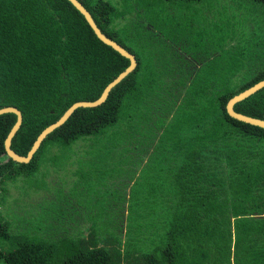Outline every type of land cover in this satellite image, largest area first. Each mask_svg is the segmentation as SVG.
<instances>
[{
    "label": "trees",
    "instance_id": "trees-1",
    "mask_svg": "<svg viewBox=\"0 0 264 264\" xmlns=\"http://www.w3.org/2000/svg\"><path fill=\"white\" fill-rule=\"evenodd\" d=\"M78 1L139 65L105 104L74 112L28 164L5 150L17 116H0V189L39 173L46 182L61 167L76 166L87 185L76 217L64 219L78 226L66 224L60 238L20 239L12 251L0 248V260L264 264V129L225 111L264 80V0H230L219 8L213 0ZM129 66L69 1L0 0V109L22 114L12 142L16 153L26 156L44 129L74 104L99 99ZM235 111L264 121V90ZM142 119L166 124L174 142L164 154L171 174L153 176L166 182L148 189L140 179L158 166L143 175L141 164L151 152L137 160L127 151L137 147L131 131ZM90 138L98 143H77ZM128 172L134 173L125 177ZM96 210L103 216L95 217ZM10 224L0 213V240L11 238Z\"/></svg>",
    "mask_w": 264,
    "mask_h": 264
},
{
    "label": "rangeland",
    "instance_id": "rangeland-1",
    "mask_svg": "<svg viewBox=\"0 0 264 264\" xmlns=\"http://www.w3.org/2000/svg\"><path fill=\"white\" fill-rule=\"evenodd\" d=\"M106 1L114 5L119 3L118 0ZM213 1L218 8L221 7L223 3H225V5L230 4V0ZM118 8H120V5ZM202 51H206L205 47H202ZM189 58L194 60L198 59L197 53L190 52ZM216 59L218 60L219 58L216 57ZM165 128L166 124L162 126L156 119L150 122L142 119L137 123L134 131H131V142L137 147L127 148L128 154L136 155L137 160L140 156H146L150 152V157H153L150 160L151 162L149 161L141 164V166L145 167V169L141 170L143 175L151 171L146 168L158 166V171L155 170L149 179L147 177H145L146 179L144 180L140 179V182L147 183L142 189H148L149 187L147 188V186L157 182L160 184L162 182L165 183L166 180H162L161 178L171 174L167 170L171 162L167 157L165 158L164 154L168 150V144H174V142L169 140V135L166 130H164ZM77 143L98 142L97 139L90 138L81 140ZM132 160L134 159H124V161ZM161 167L167 171H161ZM133 173L134 172H128L125 177H131ZM158 174L161 175V178L153 180V176H157ZM33 177L34 176L30 178L21 177L13 180V182L7 183L5 185L7 191L0 189V213L4 214L5 219L9 220L11 223L12 235L9 240H0V248L4 252L16 249L18 240L20 239L60 238L64 235L67 225L70 228L76 225L75 222L66 223L64 219L68 221L76 217L77 210L74 209V207H77V197L81 195V188L83 189L84 186H87L81 179L78 167L76 166L69 170L61 167L60 170L49 175V177L46 178V182H43L40 173L36 177ZM5 192L7 193L6 195H4ZM3 196L6 198V200L4 199L5 203L2 201ZM77 208L80 210V206ZM103 214L101 210L95 211V217L97 216L100 218ZM69 236L73 237L74 235L69 234ZM0 264L5 263L3 260H0Z\"/></svg>",
    "mask_w": 264,
    "mask_h": 264
},
{
    "label": "water",
    "instance_id": "water-1",
    "mask_svg": "<svg viewBox=\"0 0 264 264\" xmlns=\"http://www.w3.org/2000/svg\"><path fill=\"white\" fill-rule=\"evenodd\" d=\"M69 1L86 19L96 36L102 41L105 45L111 47L116 52H118L123 57L127 58L129 61H131V66H129L124 72H122L116 79H114L108 87L103 92L102 96L99 97L94 102H79L74 104L69 110H67L63 116L54 124L48 126L46 129L43 130V132L39 135L36 142L33 143L31 149L28 151L26 156H22L18 153H16L12 149V142L14 137L16 136L17 132L20 130V126L22 124V114L16 107H5L0 109V116L4 114H15L17 116V121L12 128L11 132L9 133L6 141H5V150L8 155V157L13 160L14 162L18 164H28L32 158L33 155L37 153V151L40 149L42 143L45 141V139L53 133L58 128L62 127L74 114V112L80 110V109H95L102 104H105L111 94V92L117 87L119 83H121L128 75H131L133 72L136 71L139 65L138 58L135 54L132 52H129L126 48H124L122 45H120L115 40L109 38L106 34L102 32V30L97 25L96 21L94 20L92 14L89 12V10L84 7L78 0H67ZM264 90V80L258 82L254 85V87L250 88L249 90L241 93L240 95L234 97L227 105V108H225V111H227L228 116L245 125L252 126V127H259L261 129H264V121L254 119L251 117H247L241 114H238L235 111V107L246 101L247 99L253 97L257 93Z\"/></svg>",
    "mask_w": 264,
    "mask_h": 264
}]
</instances>
